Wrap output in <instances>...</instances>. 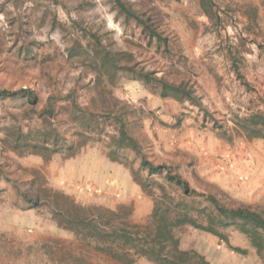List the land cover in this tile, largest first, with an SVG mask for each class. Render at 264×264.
Segmentation results:
<instances>
[{"label": "rangeland", "instance_id": "374dc122", "mask_svg": "<svg viewBox=\"0 0 264 264\" xmlns=\"http://www.w3.org/2000/svg\"><path fill=\"white\" fill-rule=\"evenodd\" d=\"M122 1L148 19L167 43L149 39L113 0H0V90L26 88L37 96L33 107L0 100V264H120L60 228L53 215L48 188L63 193L76 189L93 199L94 190L79 187L76 155L46 158L11 148L19 131L36 134L51 95L56 98L52 126L68 136L75 131L69 124L72 99L97 109L102 141L74 136L87 142L85 151L97 147L106 155V141L116 125L104 111L117 110L116 98L138 118L131 124L133 133L154 162L173 164L198 193L264 211V139L248 137L237 124L238 118L264 115L262 0H213V19L204 13L201 0ZM95 49L130 53L132 61L121 62L192 87L202 106L163 98L128 74H118L114 85L104 79L98 89ZM134 167L138 169L137 160ZM19 190L29 196L41 192L38 206L20 208ZM149 190L152 195L144 192L149 203L143 202L139 218L136 202L126 204L132 207V221L149 222L151 206L161 195L155 185ZM224 232L247 253L190 226L177 231L183 249L203 254L212 264H264V251L258 253L244 234L234 228ZM135 259V264H152L142 256Z\"/></svg>", "mask_w": 264, "mask_h": 264}, {"label": "trees", "instance_id": "16d2710c", "mask_svg": "<svg viewBox=\"0 0 264 264\" xmlns=\"http://www.w3.org/2000/svg\"><path fill=\"white\" fill-rule=\"evenodd\" d=\"M113 1L119 12L142 27L149 39L155 38L158 45L167 43L166 38L148 19L133 11L122 0ZM262 3L264 5V0ZM201 7L210 19L214 18L216 10L213 0H201ZM77 49L74 46L72 50L77 52ZM93 54V60L97 64L98 89L102 88L104 79L114 85L118 74H128L163 98L187 100L202 106L192 87L184 83L169 82L152 71L137 69L134 65L121 62H131L130 53L95 49ZM36 97L33 91L26 88L15 91L0 90V100H20L23 104L29 103L31 107L35 106ZM114 105L117 110L104 111L105 118L113 119L116 125V132L108 135L109 139L106 141V156L128 168L146 194L152 195L149 190L151 185L160 190L161 195L154 202L151 218L149 222L140 224L132 221L133 210L129 205L121 204L116 209L88 206L76 202L70 195L59 190L48 188V200L52 199L55 203L53 215L60 228L72 231L90 245H94L96 251L112 257L120 264H135L137 256L145 257L152 264H212L203 254L181 247V237L177 231L185 226L214 235L226 242L231 250L246 254L247 250L232 245L224 232V229L234 228L249 239L258 253L264 251V211L250 204H227L217 194L198 193L192 189L189 181L173 164L165 161L156 163L151 159L144 145L133 133L131 124L138 118L127 109V104L115 98ZM55 106L56 98L51 95L41 112L42 124L36 134L21 130L13 136L11 148L14 151L20 154H40L46 158L61 153L69 158L77 155L87 144L86 141L79 143L74 136L86 137L87 140L96 136L97 141H102L103 128L96 108L83 107L72 99L69 104V124L75 131L73 136H68V131L64 132L52 126L51 117L55 113ZM237 122L247 132L248 137L264 139L263 114L238 118ZM136 160L138 169L134 167ZM142 172L146 174L143 178L140 177ZM160 179H164L172 190L169 191L167 184L159 181ZM178 191L181 193L180 197ZM221 193L226 196L224 191ZM18 195V204L22 209L37 207L42 199L39 191L29 196L19 190Z\"/></svg>", "mask_w": 264, "mask_h": 264}, {"label": "crops", "instance_id": "0c3cea01", "mask_svg": "<svg viewBox=\"0 0 264 264\" xmlns=\"http://www.w3.org/2000/svg\"><path fill=\"white\" fill-rule=\"evenodd\" d=\"M82 150L74 157L79 162L76 177L82 183L80 188L94 190L91 191L94 192L91 196L93 199H87L85 194L76 189L64 188L67 189L65 193L78 203H96L110 209H116L120 204L136 202L134 213L136 218H139L142 214L141 205L149 201L130 170L118 162L111 161L100 148Z\"/></svg>", "mask_w": 264, "mask_h": 264}]
</instances>
